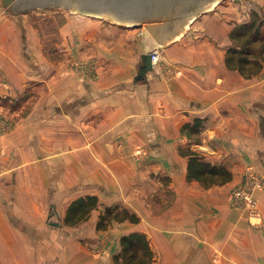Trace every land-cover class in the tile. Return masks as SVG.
Returning a JSON list of instances; mask_svg holds the SVG:
<instances>
[{"label":"crops","instance_id":"crops-1","mask_svg":"<svg viewBox=\"0 0 264 264\" xmlns=\"http://www.w3.org/2000/svg\"><path fill=\"white\" fill-rule=\"evenodd\" d=\"M230 1L163 46L139 81L147 32L81 26L44 51L0 9V264H119L135 232L152 264H264V68L246 77L225 64L229 16L241 15ZM194 159L219 174L191 179ZM245 186L260 219L235 195ZM90 196L87 218L67 224Z\"/></svg>","mask_w":264,"mask_h":264},{"label":"water","instance_id":"water-1","mask_svg":"<svg viewBox=\"0 0 264 264\" xmlns=\"http://www.w3.org/2000/svg\"><path fill=\"white\" fill-rule=\"evenodd\" d=\"M222 0H0L2 8L18 10L53 9L61 7L105 17L112 22L147 26L141 50L142 56L136 80L146 79L153 71V54L161 45L174 41L185 32L195 18L209 11ZM152 51V52H151ZM51 224L60 226L59 221Z\"/></svg>","mask_w":264,"mask_h":264},{"label":"trees","instance_id":"trees-1","mask_svg":"<svg viewBox=\"0 0 264 264\" xmlns=\"http://www.w3.org/2000/svg\"><path fill=\"white\" fill-rule=\"evenodd\" d=\"M264 8V7H263ZM250 19L236 25L230 31L231 44L226 49L225 64L232 70H236L241 75L252 77L258 75L264 68V16L258 11L253 12ZM201 118H197L194 127L201 125ZM189 125H187L188 127ZM216 165L207 168L205 164L197 159L191 161L189 166L190 178H201L209 180L212 176L219 174ZM208 172L210 178H202L197 174ZM97 204V199L93 196L76 199L70 206L66 217L67 224H74L86 219L93 207ZM106 215H102L99 227L106 226ZM122 252L117 258L119 264H152L154 253L149 239L143 233H130L122 236Z\"/></svg>","mask_w":264,"mask_h":264},{"label":"rangeland","instance_id":"rangeland-1","mask_svg":"<svg viewBox=\"0 0 264 264\" xmlns=\"http://www.w3.org/2000/svg\"><path fill=\"white\" fill-rule=\"evenodd\" d=\"M238 3L241 15L238 18H231L229 16V22L230 24L235 21L236 25L241 24L243 22L248 21L253 12L258 11L262 16H264V0H248L250 2L247 3V0H235ZM228 2H232L230 0H222V5L228 4ZM218 4H216L213 8H210L209 11L203 13V14H210L215 12L214 9L216 8ZM250 6H252L250 8ZM0 9H4V13L9 12L11 16L14 17L15 21H18V18H20V38H22L24 33L25 25H28L31 35L36 36L37 39L42 38L44 43V51H49L50 48H52L53 51L60 50L59 47L62 42V37H71V36H78V28L81 26L84 28V33L93 31L97 34H100L101 31L106 28V26L110 24H116L119 26H122L120 30H118L117 33H124L125 29H133L136 28L137 30H141L142 32H147V26H137V25H128L120 22H112L111 20L105 18V17H96L94 15L90 14H83L77 11L68 10L61 7H54L53 9H45V8H39L37 10H18L12 7L8 8H2L0 5ZM218 11V10H217ZM201 14L200 16H202ZM246 15V16H245ZM248 15V16H247ZM20 16V17H19ZM198 16V17H200ZM87 20L88 22L84 21H78L77 19ZM87 17V19H86ZM222 17V15H221ZM89 18L91 19H97L102 20V25L97 29L94 26L89 24ZM25 20V23H24ZM28 22V24H27ZM191 24L189 25L188 29H190ZM27 28V27H26ZM69 29V31L67 30ZM193 29V28H192ZM95 30V31H94ZM144 30V31H143ZM102 34H109L102 32ZM112 34V33H111ZM88 35L87 33L85 36ZM138 40V38H137ZM164 44L163 46H165ZM58 53V54H57ZM56 55H61L59 52H55ZM62 58V56H60Z\"/></svg>","mask_w":264,"mask_h":264},{"label":"built area","instance_id":"built-area-1","mask_svg":"<svg viewBox=\"0 0 264 264\" xmlns=\"http://www.w3.org/2000/svg\"><path fill=\"white\" fill-rule=\"evenodd\" d=\"M159 51H160V49H159ZM152 54H153V67H155L159 64V62L161 60V52L160 53L152 52ZM235 195L238 198V200L240 201V203L248 208V211L250 212L251 218H254V219L259 218L260 219L261 215H260L259 206H258L256 199H255L254 189H252L250 187H246V186L242 187V188H238ZM251 224L258 227L261 225V221L260 220L259 221L252 220Z\"/></svg>","mask_w":264,"mask_h":264},{"label":"bare ground","instance_id":"bare-ground-1","mask_svg":"<svg viewBox=\"0 0 264 264\" xmlns=\"http://www.w3.org/2000/svg\"><path fill=\"white\" fill-rule=\"evenodd\" d=\"M162 47H163V45H161V46H160V48H159V49H160V51H159V52H161V53H162L161 49H163ZM163 52H164V51H163Z\"/></svg>","mask_w":264,"mask_h":264}]
</instances>
